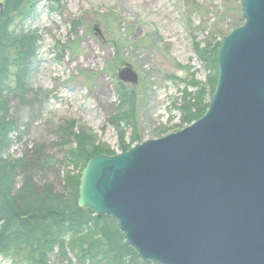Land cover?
I'll return each instance as SVG.
<instances>
[{
    "label": "water",
    "instance_id": "1",
    "mask_svg": "<svg viewBox=\"0 0 264 264\" xmlns=\"http://www.w3.org/2000/svg\"><path fill=\"white\" fill-rule=\"evenodd\" d=\"M239 2L206 114L83 170L78 207L112 217L144 262L264 264V0ZM118 79L139 83L130 65Z\"/></svg>",
    "mask_w": 264,
    "mask_h": 264
},
{
    "label": "rangeland",
    "instance_id": "2",
    "mask_svg": "<svg viewBox=\"0 0 264 264\" xmlns=\"http://www.w3.org/2000/svg\"><path fill=\"white\" fill-rule=\"evenodd\" d=\"M6 1L0 0V14ZM28 8L30 18L17 23L37 39L28 85L41 101L31 112L12 104L11 113L23 127L4 159H19L41 145L63 157L67 147L60 145L58 127L71 122L97 144L122 153L119 129L111 122L122 112L119 85L136 97L131 112L135 129L121 124L127 143L134 134L141 144L185 129L189 125H181L178 109L184 81L194 78L204 84L210 74L196 46L220 41L218 31L230 34L244 24L239 0H35ZM114 42L124 61L119 67ZM126 65L139 77L135 86L118 79ZM56 263L51 256V264ZM0 264H26L25 255L1 256Z\"/></svg>",
    "mask_w": 264,
    "mask_h": 264
},
{
    "label": "trees",
    "instance_id": "3",
    "mask_svg": "<svg viewBox=\"0 0 264 264\" xmlns=\"http://www.w3.org/2000/svg\"><path fill=\"white\" fill-rule=\"evenodd\" d=\"M34 1L8 0L0 14V257L24 254L26 264H51V256L56 264H155L144 262L129 247L112 217H97L94 211L78 207L81 177L90 158L116 155L97 144L83 127L75 122L58 127L60 145L67 147L61 158L41 145L27 149L19 159H4L13 136L20 139L23 127L11 113L12 104L31 112L41 101V95L28 85L37 39L17 23L30 18L28 7ZM228 34L218 31L215 37L220 41L196 46L199 60L210 74L204 84L194 78L184 81L186 89L178 108L181 125L198 121L208 111L218 81L217 53ZM113 46L119 67L124 64L118 59L119 43ZM189 88L197 91L189 92ZM118 95L122 112L111 122L119 129V149L126 152L140 144L135 134L127 143L121 127L135 129L131 112L136 97L123 85H119Z\"/></svg>",
    "mask_w": 264,
    "mask_h": 264
}]
</instances>
